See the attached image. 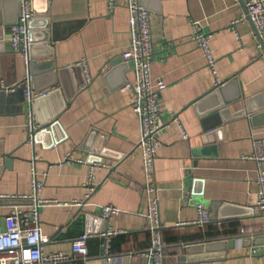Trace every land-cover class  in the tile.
I'll list each match as a JSON object with an SVG mask.
<instances>
[{
    "label": "crops",
    "instance_id": "1",
    "mask_svg": "<svg viewBox=\"0 0 264 264\" xmlns=\"http://www.w3.org/2000/svg\"><path fill=\"white\" fill-rule=\"evenodd\" d=\"M127 2L118 0L111 11L110 0H31L33 87L52 94L34 103L40 126L34 143L27 140L31 106L24 95L15 91L0 99V231L7 229L13 207L30 205L20 197L32 194L35 161L45 180L39 197L50 203L39 208L48 239L44 252L70 256L73 241L88 235V258L77 264H149L143 256L153 240L142 189L141 127L133 93L124 89L135 81L133 67L122 58L130 44ZM139 2L152 14V77L167 84L160 98L163 126L157 135L154 181L166 263L185 264V251L193 245L208 248L193 254L208 264H264V220L255 210L258 168L251 159L254 139L262 140L264 149V50L256 29L248 19L234 25L246 13L240 0ZM19 8L18 0H0V85L8 88L26 72L22 56L11 46ZM46 21L50 40L43 45ZM195 22L210 36L223 82L219 100L226 99V105L219 112L220 101L212 92L220 86L193 40ZM49 60L55 62L59 80L51 88ZM82 60L92 76L89 83ZM69 153L86 163L67 164ZM91 162L104 164L95 170L93 192L88 190ZM197 202L210 210L209 224L194 223ZM104 206L121 214L103 220ZM82 208L101 223L86 227L78 216ZM106 233H114L108 240L110 260L104 257Z\"/></svg>",
    "mask_w": 264,
    "mask_h": 264
},
{
    "label": "built area",
    "instance_id": "2",
    "mask_svg": "<svg viewBox=\"0 0 264 264\" xmlns=\"http://www.w3.org/2000/svg\"><path fill=\"white\" fill-rule=\"evenodd\" d=\"M18 22L11 27V46L15 53L22 56L25 66V76L22 81L11 88L0 85V92L4 91L7 95L17 91L20 87L24 89V99L31 106L27 114V140L34 143L36 133L40 126L35 121L33 106L40 99H45L50 94L48 92L37 91L33 87V74L30 70L32 46L30 34V22L34 19L31 0H20ZM118 0H110L109 8L111 11L117 6ZM246 12L239 21L248 19L254 29H256L259 38V46L264 50V0H248L245 2ZM127 11L129 15V34L130 44L127 51L122 54L125 63L131 65L135 74L134 83H127L126 91L133 93V112L140 120V141L138 147L144 154V171L146 174L145 184L142 186L144 193L148 198V214L146 218L149 223V231L152 235V246L143 254L148 259L149 264H167L166 263V243L162 238L163 223L161 222L160 205L158 190L155 188V161L158 156L160 140L157 136L163 126L160 111V98L163 91L167 89V84L161 79L152 77V64L155 61L156 53L153 42V32L151 29L152 14L149 13L139 2V0H128ZM193 40L201 48L207 65L218 83V70L216 59L210 48V36L202 32L200 24H193ZM239 37V36H238ZM83 68L87 82L92 79L87 60L79 63ZM187 139L188 135L183 134ZM254 155L251 157L256 162L258 168L257 186L259 191L256 199L255 210L264 220V149L262 140H253ZM76 161L72 154H68L66 163ZM88 190L93 192L96 188V169L103 168L102 162H91L89 164ZM45 185V180L39 176L36 171L35 161L32 162V194L21 196L23 200L29 201L28 207L17 205L6 216L5 231H0V264H77L79 260H86L89 255L88 235H81L72 245V254L70 256L63 252H53L46 254L45 243L47 237L43 235L40 226V207L48 206L50 203L40 199V193ZM192 194L186 196V201L191 202ZM82 206V203H76ZM198 218L194 222L201 226L209 224L211 212L205 204H196ZM121 211L112 206L102 208V219H109L111 216H117ZM264 232V224H263ZM114 233H106L102 237L106 239L105 256L110 260L108 240Z\"/></svg>",
    "mask_w": 264,
    "mask_h": 264
},
{
    "label": "water",
    "instance_id": "3",
    "mask_svg": "<svg viewBox=\"0 0 264 264\" xmlns=\"http://www.w3.org/2000/svg\"><path fill=\"white\" fill-rule=\"evenodd\" d=\"M19 1V3H21V1L20 0H18ZM240 2L242 3V5H243V8H244V11L246 12V6H245V3L243 2V0H240ZM247 13V12H246ZM32 24V21L30 22V25ZM48 23H47V21H46V23H45V25H44V30L45 31H43L42 32V37L40 38V42H42L43 43V45H45V44H47V41H49L50 40V35H48V33L46 32V30H47V25ZM30 35H31V33H30ZM31 41H33V39H32V35H31ZM31 48H32V46H31ZM31 48H30V50H31ZM50 56V55H49ZM34 59L32 58V55H31V61H30V70H32L31 68H32V66H33V64H34V61H33ZM48 63H49V69H50V73H48V75H50V77H48L49 78V84H48V87H54V86H56V85H58V83H59V80H58V74H56V72H55V62H52V61H48ZM47 63V64H48ZM33 78H34V70H33ZM47 75V76H48ZM223 90H224V87L222 86V87H217L216 89H214V91L212 92V95L213 96H217L218 97V100H219V96L220 97H222V94H223ZM17 92L18 93H22L23 95H24V89L22 88V87H20L18 90H17ZM52 94L50 93L49 95H48V97L47 98H45V99H40V100H38L36 103H38V102H40V101H45V100H48L49 98H50V96H51ZM11 96H13V94H6L4 91H1L0 92V99L1 98H9V97H11ZM220 101V100H219ZM224 105H226V99L225 100H221L220 101V104H219V106L218 107H216L215 108V111L217 112H219L220 110H222L223 109V106ZM222 114V113H221ZM47 125V124H46ZM199 201H204V200H202V199H199ZM198 203H200V204H203V202L201 203V202H197L196 204H198ZM78 216L80 217V219H82V221H83V223L86 225V227L87 226H89L88 224H90L91 222L92 223H94V224H96V222H99V224L101 223V219L100 218H97V216L96 215H94V214H91V213H86L84 210H83V208L79 211V213H78ZM105 230H106V225L104 226V227H101V230L99 231V232H97L98 234L99 233H104L105 232ZM87 232V231H86ZM206 249H208L207 247H205V246H201V247H198V248H193V245L191 246V245H189L188 246V248L186 249V251H185V255H186V257H184L183 258V262L185 263V264H208L209 262L207 261V259L205 258V257H203V259L202 258H194V257H196V256H193V254H196L195 253V251L196 250H206ZM201 259V260H200Z\"/></svg>",
    "mask_w": 264,
    "mask_h": 264
}]
</instances>
